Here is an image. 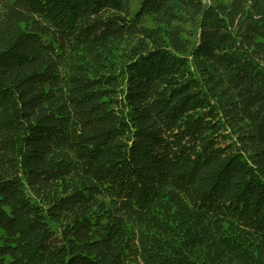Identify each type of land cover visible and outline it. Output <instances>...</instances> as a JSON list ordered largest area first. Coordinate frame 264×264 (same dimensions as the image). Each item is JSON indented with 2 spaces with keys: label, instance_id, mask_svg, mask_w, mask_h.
Returning <instances> with one entry per match:
<instances>
[{
  "label": "trees",
  "instance_id": "trees-1",
  "mask_svg": "<svg viewBox=\"0 0 264 264\" xmlns=\"http://www.w3.org/2000/svg\"><path fill=\"white\" fill-rule=\"evenodd\" d=\"M0 264H264V0H0Z\"/></svg>",
  "mask_w": 264,
  "mask_h": 264
},
{
  "label": "rangeland",
  "instance_id": "rangeland-1",
  "mask_svg": "<svg viewBox=\"0 0 264 264\" xmlns=\"http://www.w3.org/2000/svg\"><path fill=\"white\" fill-rule=\"evenodd\" d=\"M138 1H135L132 5H131V7H130V10H131V14H133L135 11H136V9L138 8Z\"/></svg>",
  "mask_w": 264,
  "mask_h": 264
}]
</instances>
